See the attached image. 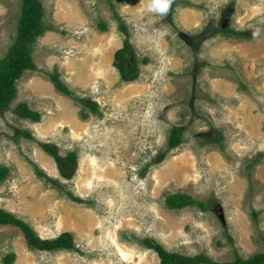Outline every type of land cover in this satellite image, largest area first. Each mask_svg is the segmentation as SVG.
I'll return each mask as SVG.
<instances>
[{"label": "rangeland", "instance_id": "rangeland-1", "mask_svg": "<svg viewBox=\"0 0 264 264\" xmlns=\"http://www.w3.org/2000/svg\"><path fill=\"white\" fill-rule=\"evenodd\" d=\"M40 1L54 29L33 44L37 69L0 114V208L41 238L70 233L74 246L30 249L18 227L0 225V264H160L145 238L210 264L264 253V0ZM20 10L0 0V57ZM126 37L132 81L113 65ZM55 70L71 94L50 81ZM20 102L40 120L18 117ZM174 126L182 139L169 149ZM40 143L76 154L70 178ZM178 192L210 206L168 208Z\"/></svg>", "mask_w": 264, "mask_h": 264}, {"label": "trees", "instance_id": "trees-1", "mask_svg": "<svg viewBox=\"0 0 264 264\" xmlns=\"http://www.w3.org/2000/svg\"><path fill=\"white\" fill-rule=\"evenodd\" d=\"M43 11V4L40 0H21V10L15 36L5 54L0 57V114L8 108L12 99L16 96V80L21 77L24 71L37 69L32 59L33 44L46 30L54 29L53 26L44 23ZM101 25L105 29L104 23H101ZM120 28L127 33L123 24L120 25ZM229 31L231 35L247 38L253 34L250 31ZM113 65L118 70L119 76L123 81H132L137 78L139 66L128 37L124 39L122 47L115 51ZM47 74L56 90L67 95L71 94V90L61 81L59 73L56 70L54 72H48ZM89 105L93 109H97L95 102H90ZM12 111L18 117L30 119L35 122L39 121L41 117L39 112L29 108L24 102L18 103ZM22 134L29 137L27 132L22 131ZM181 139L182 129L177 126L172 127L167 142L168 148H174L179 145ZM214 139H220V137H215ZM40 147L54 158L58 171L63 177L70 178L73 175L76 165V154L74 152H69L65 156H61L57 148L52 144L40 143ZM162 155H158L157 160L161 159ZM34 168L39 176H44L46 179H49L41 170L36 169V167ZM8 173L9 169L4 165H0V181L5 180ZM51 182L59 186L56 180H51ZM71 197L74 198L73 195ZM165 205L170 209H181L186 206L196 205L201 210H207L210 203L206 200H197L188 194L178 192L168 194L165 197ZM0 225H13L18 227L22 231L30 249L52 251L63 248L69 249L74 246L70 233H61L54 239L41 238L27 222L2 208H0ZM229 240L232 242L231 238ZM142 244L157 254L160 264L213 263L207 255L202 253L185 256L169 252L151 238L143 239ZM13 259L14 254L11 253L6 257L5 262L11 263ZM226 264H264V253H256L248 258H242L235 251L234 259L226 262Z\"/></svg>", "mask_w": 264, "mask_h": 264}, {"label": "water", "instance_id": "water-1", "mask_svg": "<svg viewBox=\"0 0 264 264\" xmlns=\"http://www.w3.org/2000/svg\"><path fill=\"white\" fill-rule=\"evenodd\" d=\"M218 210H219V209H218ZM219 214L222 215L221 212H220V210H219ZM220 217H221V216H220Z\"/></svg>", "mask_w": 264, "mask_h": 264}, {"label": "bare ground", "instance_id": "bare-ground-1", "mask_svg": "<svg viewBox=\"0 0 264 264\" xmlns=\"http://www.w3.org/2000/svg\"><path fill=\"white\" fill-rule=\"evenodd\" d=\"M43 157V156H42ZM46 158V157H45ZM48 160V159H47ZM44 163V162H43ZM47 164H49V163H47ZM45 165V164H44Z\"/></svg>", "mask_w": 264, "mask_h": 264}]
</instances>
